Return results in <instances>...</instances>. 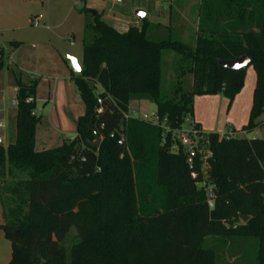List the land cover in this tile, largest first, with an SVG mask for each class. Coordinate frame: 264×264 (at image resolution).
I'll return each instance as SVG.
<instances>
[{
	"label": "trees",
	"instance_id": "1",
	"mask_svg": "<svg viewBox=\"0 0 264 264\" xmlns=\"http://www.w3.org/2000/svg\"><path fill=\"white\" fill-rule=\"evenodd\" d=\"M175 1L168 26L145 19L141 28L119 33L100 14L86 23L82 71L71 70L85 113L76 121V137L56 149L36 150L37 84L15 78V136L0 145V179L16 181L0 191L10 264H216V250L205 247L209 237L255 239L256 264H264V140L207 136L212 209L205 190L196 187L204 180L200 155L191 168L181 146L171 151L173 134L193 116L195 97L223 93L232 102L241 91L246 68L223 69L218 60L250 59L256 85L243 131L258 127L264 0H200L193 46L179 39L184 7ZM166 52L179 57L176 71L180 78L190 75L191 89L179 84L163 93ZM132 101L154 103L158 125L125 123ZM95 133L97 149L91 146ZM242 215L249 220L239 225ZM72 231L75 240L67 245Z\"/></svg>",
	"mask_w": 264,
	"mask_h": 264
},
{
	"label": "rangeland",
	"instance_id": "2",
	"mask_svg": "<svg viewBox=\"0 0 264 264\" xmlns=\"http://www.w3.org/2000/svg\"><path fill=\"white\" fill-rule=\"evenodd\" d=\"M181 0L179 5H185ZM200 0H189L193 13L189 17L187 27L179 37L185 43L193 46L197 30V10ZM175 0L170 3L165 0H122L116 4L112 0H0V46L3 51V68L0 72V119L4 129V146H7L15 136L16 88L14 80L18 77L22 83H36L35 114L41 119L37 125L35 145L37 151L56 149L65 140L74 139L77 133L76 121L84 115L85 105L79 95L75 82L71 79L68 67V57L75 59L83 67V45L88 38L86 23L93 18L92 12L115 19L124 18L128 21H138L137 12L148 16V21L168 26L164 18L177 7ZM190 6V7H191ZM154 12L159 18H152ZM182 14V13H181ZM37 19L36 26L33 21ZM12 42H18V47H12ZM177 59L173 53L163 55V93L171 94L179 84L185 90L192 87V78L186 75L178 76ZM244 84L239 94L231 102L223 93L212 96H197L193 115L200 124L201 131L206 135L218 134L221 137L236 139L264 140V113L258 119V127L251 132H244L248 124L252 106L256 74L252 66L245 69ZM97 91L102 90L97 87ZM137 111L149 118L156 115L157 107L148 101L129 104V112ZM189 123L182 124L186 131ZM234 135H231L233 134ZM176 135V134H175ZM208 145L202 143L199 155L203 162V174L207 185L208 165L206 156ZM21 180L25 177L20 176ZM16 184V181L0 179V191L4 187ZM2 206L0 203V223L2 221ZM239 220L237 224H244ZM0 250L4 260L10 257V242L3 231ZM75 240V232L69 235L67 245ZM205 247L214 248L217 253L216 264H256L258 245L255 239H229L209 237ZM8 261V260H7ZM5 264H10L5 262Z\"/></svg>",
	"mask_w": 264,
	"mask_h": 264
},
{
	"label": "built area",
	"instance_id": "3",
	"mask_svg": "<svg viewBox=\"0 0 264 264\" xmlns=\"http://www.w3.org/2000/svg\"><path fill=\"white\" fill-rule=\"evenodd\" d=\"M112 2L116 4H120L122 0H112ZM35 25H38V20L35 19L33 21ZM102 92L97 91L96 96H97V104H98V109H97V114H101L104 109H102V99L100 97V94ZM33 99L29 98L27 102H32ZM13 106H17V101L13 102ZM124 122L127 123L129 120L134 119V120H139L143 121L146 123H150L153 125H158L159 120L158 117L155 115L153 118H149L146 114H140L137 111H132L124 114ZM184 123H189L190 127L188 130L183 131L182 126L181 128L173 134V140L175 141V144L172 146L171 151L173 153H177L179 151V147L181 146L183 148V151L185 154L188 156V164L192 168L193 165V158L197 154H199V148L202 145V143H206L208 145V137L201 131L199 127H197V124L192 118H186ZM4 123L2 120H0V130L4 129ZM121 130H124V126L121 128ZM176 134V135H175ZM114 137V135H112ZM178 143V144H177ZM4 144V136L0 135V145ZM118 145L120 146H125L126 145V136L123 133V131L119 132V139H118ZM210 152H207L206 159L210 157ZM196 174H192V178L196 179ZM210 183V182H207ZM196 187L198 189H203L206 192L207 196V202L209 207L212 209L214 207V199H215V194L213 192V189L208 188L206 186V181L203 180L200 183L196 184ZM210 187V186H209Z\"/></svg>",
	"mask_w": 264,
	"mask_h": 264
},
{
	"label": "crops",
	"instance_id": "4",
	"mask_svg": "<svg viewBox=\"0 0 264 264\" xmlns=\"http://www.w3.org/2000/svg\"><path fill=\"white\" fill-rule=\"evenodd\" d=\"M165 1H167V2H169L170 3V0H165ZM188 1L189 0H185L184 2H185V5H184V8H183V11H181V13H182V20L184 21V25H185V27H187L186 25H187V23H188V19H189V17H190V15L193 13V10H192V6L188 3ZM122 3V2H121ZM120 3V4H121ZM191 6V7H190ZM99 14V13H98ZM101 15V19H102V21H104L107 25H109V26H111V27H113L116 31H118L119 33H126L128 30H129V28L130 27H138V28H141V26L143 25L142 23V21H140L139 19H137L138 21H135V20H133V21H128V20H126V19H124V18H121V19H115V18H113L112 16H110V15H108V16H105V15H103V14H100ZM160 17V15H159V13H157V12H154L153 13V15H152V18H159ZM167 21L166 22H168V23H170V20H171V13H169L168 15H165V17H164ZM146 19L148 20V16L146 17ZM150 22V21H149ZM39 23V22H38ZM152 23H154V22H152ZM161 24V23H160ZM162 25V24H161ZM37 26V25H36ZM69 67V66H68ZM70 69V68H69ZM70 72H71V69H70ZM255 89V88H254ZM201 97H204V96H201ZM196 98V97H195ZM194 106H195V99H194ZM193 106V107H194ZM252 107V106H251ZM250 110H251V108H250ZM192 119L195 121V123L199 126V128H200V124L196 121V120H198V118L196 119L195 117H194V115L192 116ZM0 120H2V119H0ZM3 121V120H2ZM231 135H234V133L233 134H231ZM76 137V136H75ZM70 140H72V139H70ZM37 150V149H36ZM2 216V215H1ZM2 221H3V217H2ZM4 222V221H3ZM3 223H0V225H2ZM2 234L0 233V244L2 243ZM10 249H11V244H10ZM11 256H12V249H11V251H10V257H9V259H7V260H4V258H5V256H4V253L0 250V264H5V262H9L10 260H11Z\"/></svg>",
	"mask_w": 264,
	"mask_h": 264
},
{
	"label": "water",
	"instance_id": "5",
	"mask_svg": "<svg viewBox=\"0 0 264 264\" xmlns=\"http://www.w3.org/2000/svg\"><path fill=\"white\" fill-rule=\"evenodd\" d=\"M98 13L97 12H92V16H96ZM137 17L140 21H144L146 19V14L144 12L138 11L137 12ZM67 60L69 61V68L73 71L74 74H80L82 69L78 65L77 61L73 58L68 57ZM218 65L219 67L227 70H232V71H239L242 69L247 68L250 65V59L246 56H243L241 58H238L236 60H218ZM101 138L97 133H95V141L91 143V146L95 149H97L100 145ZM241 220L243 222H246L248 217H245L242 215Z\"/></svg>",
	"mask_w": 264,
	"mask_h": 264
}]
</instances>
